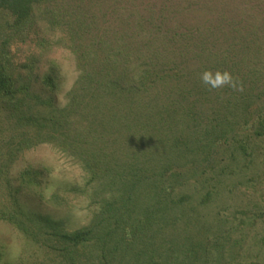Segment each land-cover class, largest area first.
Segmentation results:
<instances>
[{
  "label": "trees",
  "instance_id": "16d2710c",
  "mask_svg": "<svg viewBox=\"0 0 264 264\" xmlns=\"http://www.w3.org/2000/svg\"><path fill=\"white\" fill-rule=\"evenodd\" d=\"M56 3L0 0V125L4 124L1 132H7L3 144L0 139V178L4 179L0 187L6 181L0 221L29 242L45 246L53 255L46 264H264L258 260L264 250L255 248L264 240L260 231L264 230V173L260 175L261 169L264 172V104L253 106L249 93L260 85L264 97V37L235 36L233 25V33L224 39L188 33L194 52L188 49L190 59L201 58L208 64L197 75L175 62V55L147 56L138 49L135 61L126 45L116 51L81 49L78 42L88 28L85 14L78 13L72 29L73 23H67L64 15H55L51 23L67 24L76 37L75 55L82 63L68 106L58 109L23 80L36 74L41 87L55 92L59 79L53 69L39 78L38 59L30 57L26 64L14 60L15 41L26 45L31 33L38 36L37 16L50 6L58 11ZM169 41L175 42L174 37ZM206 70L230 72L238 78V88L213 89L217 92L214 109L205 119L198 114L196 101L213 92L200 79ZM240 112L244 113L241 124L234 118ZM191 128L198 136L208 131L214 138L231 134L225 142L234 152L223 166L239 156L251 171L246 180L251 185L237 195V203L232 192L226 198L229 204L216 203L222 176L225 181L234 175L225 167L214 166L207 171L217 170L216 174L186 179L180 162L189 158L185 146L170 138ZM208 135L199 142L204 148L209 147ZM150 143L155 145L152 150ZM41 146H50L81 170L82 185L71 192L86 195L88 207L96 208L89 225L69 232L56 228L44 235L42 228L50 223L38 220L19 203L22 191L43 198L41 171L23 168L16 184L9 174L25 153ZM193 148L186 145L188 151ZM193 188L196 191L190 192ZM59 195L52 194L50 201H62ZM224 206L232 208L222 222L229 229L226 234L224 226L221 232L216 228Z\"/></svg>",
  "mask_w": 264,
  "mask_h": 264
},
{
  "label": "rangeland",
  "instance_id": "374dc122",
  "mask_svg": "<svg viewBox=\"0 0 264 264\" xmlns=\"http://www.w3.org/2000/svg\"><path fill=\"white\" fill-rule=\"evenodd\" d=\"M56 1L58 11L55 12L50 6L45 12H42V15L37 16L39 19L36 27L40 32L38 36L31 33L26 45L15 41L18 49L14 51V60L16 64H26L30 57L38 59L36 64L40 67L38 70L41 71L38 74L39 78L50 73L49 71L53 69L59 79V86L55 92H49L41 87L35 81L36 74H32L29 78L25 76L23 80L33 93L48 101L52 100L58 109L68 106L70 102L68 96L76 83L78 69L82 64L76 58V43H74L76 37H73L72 31H70L75 26L74 19L80 12L85 14L87 21L84 22L88 26L78 42L81 49L84 47L83 49L89 50L93 46L98 51L108 49L116 51L126 45L127 47L124 48L128 51L129 57L135 61L138 57V49L144 50L147 56L156 53L163 54V56L175 55V62H179L183 67H189L197 75L200 74L201 68L208 64L207 60L201 62V58L190 59L188 49L190 48L191 53L194 52L191 49L193 46L190 47L188 41V33H191L195 38L205 35L214 39H224L233 33L231 31L233 25L234 30L236 29L235 36L255 34L264 37V0H80L82 1L80 3H76L75 0ZM60 14L64 15L67 23L68 21L73 23V25L70 24L71 29L65 23L63 25L59 22L51 23L57 19L54 16ZM173 37L175 42L169 41ZM90 38H93L91 42ZM187 54L188 58H186ZM139 56H142V53ZM90 64L95 65L92 62ZM259 87V89L249 92L250 95L252 94L253 106L264 104V97L260 95L263 87L260 85ZM215 93L217 92L213 90L212 94L200 95V101H196L197 112L202 118H208L214 109L215 104L212 103H215ZM234 118L241 124L244 113L240 112ZM224 124L226 125V123ZM2 125L4 124L0 125V139L3 144V141L7 139V132H1ZM230 129L228 127L227 130ZM207 133L209 135L206 145L209 147L204 148L199 145V142ZM212 134V131H208L198 136L191 128L190 132L186 131L183 135L175 133L176 137L172 133L170 140L174 143L178 140L180 146H185L184 155L189 158L184 157L180 162L184 164L182 172L187 174V180L191 177L192 180H196V175L199 174L218 173L217 170L211 173L207 171L208 168L214 166V169L225 167L227 172L234 174L232 177L228 176L225 181L222 176L223 184L216 189L219 190L221 198L216 203L219 205L220 202L224 203L225 201L226 204H229L230 201L226 198L231 192L236 195L232 196V199L234 203H237L239 198L237 195L244 193L245 189L251 185L246 183L247 178L251 176V171L249 168L247 169V162L239 156H237V161L230 162L231 165L223 166L226 165L225 160L234 152L233 146L226 145L225 142L230 139L231 134L225 133L221 138H214ZM248 134L250 136V132ZM186 145L194 146V148L188 151ZM154 146V143H150V150ZM166 150L169 149L166 148ZM170 150L174 149L170 147ZM2 159V155H0V163ZM243 166L244 169H242ZM25 167H32L42 172L41 181L44 189L41 193L43 198L40 193L35 195L22 191L17 196L18 201L26 212L31 213L38 220L50 223L49 226H45L47 229L42 228L44 235L51 234L56 228L69 232L90 224L96 208L88 207L89 200L86 195L79 193L73 195L71 192L73 187L82 185V172L76 163L72 162L70 158L66 159L57 155L50 146H41L36 151L25 153L12 166L9 172L11 182L14 184L18 182L16 177ZM204 171L205 173H202ZM263 173L261 169L260 175L263 176ZM0 181L3 182L4 179L0 178ZM5 184L6 181L0 187V202H4L1 196H4L2 190H4ZM193 191L196 189H190V192ZM54 193H59L58 198L62 201L58 203L50 201ZM224 207L218 212V222L215 221L217 222L216 228L220 232L224 226L222 222L228 220L226 214L232 212L231 207ZM215 211L210 216H213ZM228 231L229 229L224 226L222 233L226 234ZM260 231L264 232V230ZM47 244L50 245L48 242ZM249 247L250 243L244 251ZM255 248L264 250V240L260 241ZM263 254L264 251L258 260H264ZM52 257L53 255L45 246L29 242L15 228L0 221V264H46L48 261L51 263L50 258ZM247 258L252 260L253 255L249 254ZM242 259L243 257L240 260ZM247 262L250 264L249 261Z\"/></svg>",
  "mask_w": 264,
  "mask_h": 264
},
{
  "label": "clouds",
  "instance_id": "9594fccd",
  "mask_svg": "<svg viewBox=\"0 0 264 264\" xmlns=\"http://www.w3.org/2000/svg\"><path fill=\"white\" fill-rule=\"evenodd\" d=\"M200 79L210 90L223 88L225 86L237 90L238 78L232 76L228 71H215L206 70L201 73Z\"/></svg>",
  "mask_w": 264,
  "mask_h": 264
}]
</instances>
